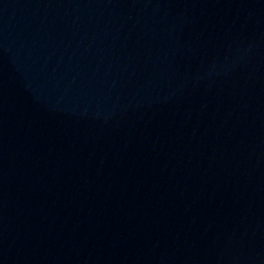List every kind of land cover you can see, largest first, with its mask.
<instances>
[{
  "label": "water",
  "instance_id": "water-1",
  "mask_svg": "<svg viewBox=\"0 0 264 264\" xmlns=\"http://www.w3.org/2000/svg\"><path fill=\"white\" fill-rule=\"evenodd\" d=\"M0 264H264V0H0Z\"/></svg>",
  "mask_w": 264,
  "mask_h": 264
}]
</instances>
